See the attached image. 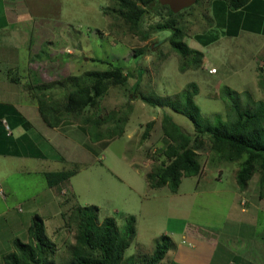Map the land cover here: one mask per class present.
Listing matches in <instances>:
<instances>
[{
	"label": "rangeland",
	"instance_id": "rangeland-1",
	"mask_svg": "<svg viewBox=\"0 0 264 264\" xmlns=\"http://www.w3.org/2000/svg\"><path fill=\"white\" fill-rule=\"evenodd\" d=\"M28 1L30 11L23 17L13 13L14 24L7 27L11 38L17 40L12 51L20 57L17 63L22 69L17 73L21 75L18 80L22 85L0 84V100L34 104L39 98L33 87L49 85L44 91L45 102L60 106L65 103L68 91L90 85L93 81L90 73L120 67L125 81L109 85L97 104L86 108L83 115L100 121L97 129L102 133L114 128L116 118L124 126L122 136L98 143L89 139V124L83 123L82 118L66 117L53 134L46 130L51 132L52 140L46 149L48 162L44 169L76 172L64 181L63 195L47 193L43 176L21 174L19 164L13 161L7 164L8 168L0 162V179L8 176L6 186L0 189L1 237L12 233L23 242L28 240L25 225L32 215L39 214L53 245L46 250L47 263L67 264L76 245V209L95 206L97 222L111 217L120 231L135 217L137 236L125 250L123 264H145L156 244L164 242L165 233L175 245L183 238L211 245L215 253L213 260L205 257V263L198 264H227L228 256L233 258L232 264H240L241 260L243 264H264V211L251 210L253 198L251 201L244 194L239 201L241 196L228 192L236 185L242 160L229 163L212 152L208 135L203 136L196 150L202 174L182 178L176 193L166 186L151 189L146 178L165 160L163 152L169 140L161 128L163 115H169L184 132L196 131L187 117L164 105L184 90H192V83L197 86L194 103L205 129L218 125L216 116L227 120L229 107L221 99L225 87L240 94L243 101L249 98L252 104L264 103V68L261 72L256 68V62L264 54V38L255 37L254 42L248 43L244 36L220 37L222 30L227 29L226 10H220L222 13L207 10L202 0L182 10L178 17L169 16L166 9L148 12L141 22V31L131 30L117 0ZM137 4L142 6L140 1ZM168 19H174L183 29L185 43L190 48L210 52L208 63L217 74L208 70L196 73L192 55L187 58L189 63H183L171 49L167 40L169 32H151L155 25ZM141 32L150 35L143 38ZM138 50L144 55L136 57ZM139 73L142 76L134 90ZM28 82L31 86H27ZM143 98L157 105L144 103ZM24 113L32 120L28 126L38 130L36 123L42 121L37 113L26 110ZM111 115L112 120H108ZM104 118L107 122H103ZM150 123L148 135L144 136ZM250 185L258 190L257 172L248 183L249 190ZM221 190L224 192L219 194ZM168 240H165L167 245ZM5 248L12 252L13 243L12 247L0 250ZM174 248L170 247L159 264L171 262Z\"/></svg>",
	"mask_w": 264,
	"mask_h": 264
},
{
	"label": "trees",
	"instance_id": "trees-1",
	"mask_svg": "<svg viewBox=\"0 0 264 264\" xmlns=\"http://www.w3.org/2000/svg\"><path fill=\"white\" fill-rule=\"evenodd\" d=\"M117 1L122 17L128 22L131 30L136 31H141V22L148 12L154 13L159 12L160 9H166L169 16L178 17L184 11L174 14L167 6L161 5L159 0ZM138 1L142 3V6L137 4ZM224 1L232 11L244 7L249 2V0ZM197 2L198 0H196ZM151 32H169L167 37L169 45L180 56L183 63H187L188 56L192 55L194 69L199 66L202 54L190 49L185 44L183 41L184 31L174 19H168L155 25ZM149 35L150 32L142 33L143 38H147ZM143 55V51H135L136 57ZM90 75L93 77L90 85L68 91L65 103L60 106L56 103L45 102L44 91L48 89L49 85L34 86L33 90L39 98L38 109L42 120L49 128H56L64 122L66 117L82 118L83 123L89 124L87 127L89 139L95 143L111 139L114 136H122L124 122L120 118L115 119L113 129L108 128L107 133H102L97 129L100 121H93L90 116L83 115L86 108L97 104L109 85H120V82L125 81L122 68L114 66L111 70L93 72ZM141 76L142 73H139L133 85L134 90L137 89ZM191 88L192 90L186 89L177 95L172 102H164V105L187 117L194 124L196 131L193 134L184 132L169 115H163L161 128L163 135L169 140V144L163 152L165 160L146 176L149 187L157 189L166 186L170 192L176 193L182 178L199 176L201 166L196 150L200 148L203 136L208 135L212 152L219 154L229 163L242 160L236 174V183L241 191L246 188L256 172L259 174V187L264 190V103L257 101L252 104L249 98L243 101L240 94L225 87L221 99L229 107L227 120L222 121L220 116H216L218 125L205 129L202 128V117L193 100L197 94V86L192 83ZM143 100L144 103L151 106L157 105L146 98ZM17 113L18 111L14 107L0 103V127L5 117ZM104 120L103 122H107V119L104 118ZM108 120H112V115L108 117ZM150 127L151 123L147 124L144 136L148 135ZM75 173L70 170L47 172L45 180L49 187H54ZM97 210L98 208L95 206L77 207L75 214L77 221L76 245L72 259L67 264H123L124 252L135 236L134 217H131L124 225L123 230L120 231L115 220L111 217H106L98 223ZM27 234V242H22L19 239L13 241L14 249L3 257V264H30L32 262L48 264L45 253L48 247L53 245L46 236L43 220L38 215L32 217ZM163 239L164 242L156 244L145 264H159L163 260L168 251L166 238L163 237ZM85 250L97 252L98 255L92 256ZM170 264L179 263L171 262Z\"/></svg>",
	"mask_w": 264,
	"mask_h": 264
},
{
	"label": "crops",
	"instance_id": "crops-1",
	"mask_svg": "<svg viewBox=\"0 0 264 264\" xmlns=\"http://www.w3.org/2000/svg\"><path fill=\"white\" fill-rule=\"evenodd\" d=\"M221 2L223 3L222 5H221ZM201 3L205 7H207V10L216 11L217 13H222V11H220L222 9L226 10L227 17L225 20V24L227 25V29L226 31L222 30L220 37L228 36L230 38L240 39L241 37L244 36L243 39L247 41L248 43L254 42L255 37L258 39L264 38V0H249V2L244 7L236 11L230 10V8L228 7V5L226 4L224 0H202ZM30 4L31 3L28 0H0V74H2L1 75L2 77L0 79V84H3V86L4 85L6 86L7 85L9 86L10 85L11 86L22 85L20 83V80H18L20 79L19 77L21 75L17 73L20 71V69H22L20 63H17V60L20 59V57L17 54H14V52L12 51V48L17 42V40H13L11 38V34L9 33L7 27L14 24L11 21L13 13H15L14 16L16 17L25 16L24 13H28V11H30V8H29ZM33 5L36 7L37 4L34 3ZM185 40H187V38L184 37L183 41L185 42ZM199 50H195V51H198L202 54V59H201L199 66L195 68L194 71L198 74H202L208 70V73H209L210 69H215L214 67L209 66V63H208V57H209L210 52L204 53L203 51L201 50L199 51ZM256 63H257V67H256L257 70H260L261 72L262 69L264 68V54L260 55L259 60ZM14 70H16V72H14ZM217 73L218 71H216L215 73H211V74L214 75ZM214 84L216 85V83ZM27 86H31V82L30 83L28 82ZM217 87H219V85H217ZM17 101L18 100H15L13 102L11 101L7 102V100H0L1 104L10 105L18 111L16 115L5 117L1 122L2 123L0 127L1 166L7 167V164L12 163L11 161H13L14 163L19 164L18 171L23 172L21 174L34 175L36 173L45 178V173L52 172V171H48L44 169V167H46V163L48 162V156L46 154V149L50 147L49 144H51L50 140H52L53 130L59 129L64 122L59 127L49 128L42 120L40 113H38L39 112V109H38L39 101L35 100L36 102H34V104H31V103L21 104V103H18ZM26 107L27 108L30 107V108L25 109ZM19 108H24L27 112H30L32 114H34V111L37 113L38 118L39 119L41 118V121L43 123L42 124L40 121H37L39 122V124L36 123L38 125V130L33 131L32 127L30 125L28 126L29 122H31L32 124V120L29 119L28 116L24 113L25 110L22 111V110H19ZM47 129H49L52 132V134H50L51 132L48 133V131H46ZM221 172L222 171L219 170L218 173L221 174ZM201 174H202V171H201ZM2 178L3 179H0V189L5 187L8 181L7 175ZM63 184L64 182H61L60 184L54 187H49L45 180V186H46L45 190L47 193L50 192L53 195L58 194L57 192H59V195H63L66 192V190L62 188ZM198 184H200V182ZM250 190H252V192ZM250 190L247 184L246 188L241 191L238 188V185L236 183V185H233L230 191L228 192L233 193L236 196H241L239 198V201L240 199L243 198L242 196H244V194L247 199L253 198L254 201L253 199L251 201H253L254 203L252 204L251 210L253 208L254 209L259 208L260 210L264 211V190H262L259 187L258 190L256 191V188L251 189V185H250ZM221 192H224V191L221 190L219 194ZM17 210L18 212H22L20 211L21 210L20 208H18ZM3 213L7 214L8 212H3ZM254 214L256 213H253V216ZM34 215H38L43 220V218L39 214H34ZM34 215L31 216L29 223L25 225L26 229H28V227L30 226L32 217ZM134 224H136L135 217H134ZM134 231H135V236L132 241H135V237L137 236L136 227H134ZM163 237H165L166 239H169L168 241L170 244L168 243L169 244L168 251L170 247H175L171 251L172 252L171 259H170L171 262H176L179 264H198V263H205L204 262L205 257L207 258L210 257V259L212 257L211 260H213L214 258V254H215L213 252L214 248L211 245H208L198 240H192L189 238L188 240H185L183 238L178 245H175L174 242L172 241H171L172 243L170 242V238H168L167 233H165ZM0 239H1L0 249H2V247H12V243L15 239H17V236H15V234L10 233V235L7 237L5 235L1 237L0 235ZM183 240L188 241L189 245H185L187 243ZM24 242H27V240H25ZM183 242H185V244ZM185 247H191V248L187 249ZM8 249L9 248L0 250V264H3V260H2L3 256L7 252H10ZM232 259L233 258H231V256H228L227 264H232V261H233ZM241 261H240V264H243L242 263L243 261L242 262ZM170 263H167V264H170Z\"/></svg>",
	"mask_w": 264,
	"mask_h": 264
},
{
	"label": "water",
	"instance_id": "water-1",
	"mask_svg": "<svg viewBox=\"0 0 264 264\" xmlns=\"http://www.w3.org/2000/svg\"><path fill=\"white\" fill-rule=\"evenodd\" d=\"M195 2L196 0H159L161 5L167 6L174 14L190 8L195 4Z\"/></svg>",
	"mask_w": 264,
	"mask_h": 264
},
{
	"label": "built area",
	"instance_id": "built-area-1",
	"mask_svg": "<svg viewBox=\"0 0 264 264\" xmlns=\"http://www.w3.org/2000/svg\"><path fill=\"white\" fill-rule=\"evenodd\" d=\"M209 72H210V73H215L216 70H215V69H210Z\"/></svg>",
	"mask_w": 264,
	"mask_h": 264
}]
</instances>
